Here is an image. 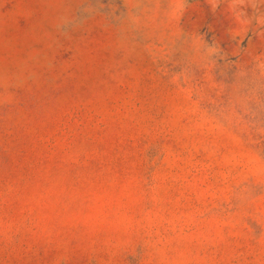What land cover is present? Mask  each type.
Returning <instances> with one entry per match:
<instances>
[{"label": "rangeland", "instance_id": "obj_1", "mask_svg": "<svg viewBox=\"0 0 264 264\" xmlns=\"http://www.w3.org/2000/svg\"><path fill=\"white\" fill-rule=\"evenodd\" d=\"M0 264H264V0H0Z\"/></svg>", "mask_w": 264, "mask_h": 264}]
</instances>
